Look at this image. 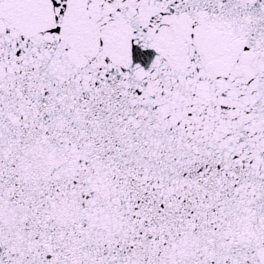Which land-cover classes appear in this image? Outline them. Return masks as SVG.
<instances>
[{"label":"snow or ice","instance_id":"obj_1","mask_svg":"<svg viewBox=\"0 0 264 264\" xmlns=\"http://www.w3.org/2000/svg\"><path fill=\"white\" fill-rule=\"evenodd\" d=\"M0 264H264V0H0Z\"/></svg>","mask_w":264,"mask_h":264}]
</instances>
